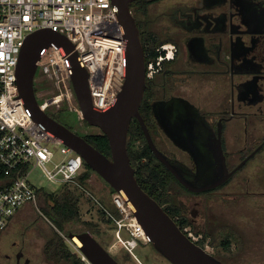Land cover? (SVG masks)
Here are the masks:
<instances>
[{"label": "flooded vegetation", "instance_id": "1", "mask_svg": "<svg viewBox=\"0 0 264 264\" xmlns=\"http://www.w3.org/2000/svg\"><path fill=\"white\" fill-rule=\"evenodd\" d=\"M131 10L145 49L163 57L147 77L140 106L156 145L193 181L207 160L211 169L198 185L227 175L218 186L194 190L170 171L166 197L158 202L223 263L264 264V0H134ZM171 100L186 102H173L178 113L172 118L175 126L187 123L186 149L158 118L162 103ZM48 231L66 244L56 228ZM31 246L24 233L1 243L0 264H36ZM41 249L38 260L50 264ZM112 254L121 264H141L123 249ZM63 262L69 261L59 257L52 264Z\"/></svg>", "mask_w": 264, "mask_h": 264}, {"label": "built area", "instance_id": "2", "mask_svg": "<svg viewBox=\"0 0 264 264\" xmlns=\"http://www.w3.org/2000/svg\"><path fill=\"white\" fill-rule=\"evenodd\" d=\"M42 28L63 33L75 44L78 59L89 73L96 110L103 111L116 102L125 77V29L112 0H0V164L4 168L0 175V232L23 205L36 203L38 188L29 177L41 167L49 180L86 192L84 195L111 220L115 242L135 257V249L149 241L133 204L123 191L113 190L112 209L89 191L78 179L82 156L36 121L20 96L19 55L27 35ZM162 58L146 55L148 78L153 77ZM71 75L69 56L61 47L49 46L37 61L35 76L36 96L38 101L42 99L43 109L76 99L81 113ZM55 146L63 155L58 162ZM73 247L84 264H94Z\"/></svg>", "mask_w": 264, "mask_h": 264}, {"label": "water", "instance_id": "3", "mask_svg": "<svg viewBox=\"0 0 264 264\" xmlns=\"http://www.w3.org/2000/svg\"><path fill=\"white\" fill-rule=\"evenodd\" d=\"M112 1L118 8L126 40V72L116 102L103 111L93 107L89 73L78 59L75 44L65 34L50 28L38 29L28 34L24 40L17 65L20 96L36 121L48 127L52 133L63 140L64 144L79 153L83 161L99 174L112 189L125 193L128 201L135 207V215L144 227L148 241L171 264H225L191 240L162 205L138 182L136 169L131 163L128 152V134L134 118H137L141 124L152 152L185 187L194 190L215 187L225 181L227 175L217 177L209 185H198L197 180H201L202 177L206 178L203 171L207 172L211 169L207 160L199 163V174L195 175V181H193L181 173L179 162L172 159L156 145L140 112L147 87V60L139 27L131 10L134 0ZM51 45L61 47L69 56L72 70L71 81L83 119L107 135L111 156L101 152L83 135L55 119L41 107L35 87L37 61ZM173 102L186 107V102L183 100L162 103L165 110L158 103L157 106L161 110L158 118L161 119L160 124L164 132L180 147L186 149L187 123L184 121L183 125H174L172 118L176 117V111ZM178 140H181L183 144L178 143ZM67 238L79 250L87 254L94 264H121L90 230L71 231L67 234Z\"/></svg>", "mask_w": 264, "mask_h": 264}, {"label": "rangeland", "instance_id": "4", "mask_svg": "<svg viewBox=\"0 0 264 264\" xmlns=\"http://www.w3.org/2000/svg\"><path fill=\"white\" fill-rule=\"evenodd\" d=\"M39 101H42V99L39 98ZM49 109H51V112L61 110L63 114H60V117H62L66 122L73 126L74 130L79 131V133L84 134L87 132L100 130L99 128L88 124V122L83 119L82 113H80L77 109L76 99L72 100L71 102H63L60 104V106L53 105ZM57 148L59 147L55 146L56 162L60 161L63 157V155L60 153V151L57 150ZM48 166L49 168H53L54 164L49 163ZM91 176L92 179L87 184L86 188L94 193L95 196H97L101 201L105 202L106 205L108 203L109 206L110 194L113 192L110 185L105 180H103V178L95 171L91 172ZM29 178L36 188L45 189L46 191L53 193V195L58 194L63 190V184H61L60 182L49 180L41 167L35 168L30 174ZM84 194H86V192ZM79 207L81 219L67 223L65 224L63 230H59L54 226L53 222L49 219V216L46 215L45 210L49 209V207L46 206L45 197L38 194L36 203H32L31 206H26L25 208L21 209L19 213H17V215L12 220L11 225H9L8 231L10 232L7 233L5 235L6 237L4 238H2V235L7 230H5V232L0 235V243H3L2 240H4L3 244L10 245L11 242L20 240L22 238V234L24 233L27 242L32 244V246L30 247V254L35 257L34 260H37L36 264H44L43 262H41L42 257H40V260H38V254L40 255V253H42L41 248L43 246L44 250L48 251L47 243L53 237L50 231H48V228L50 230L52 227L56 228L59 235L66 240V243L68 244L70 249L75 252L73 244L67 238V234L71 231L77 232L84 229L85 224L82 221H85L97 224L96 226L94 225L92 227V230L90 229V231L93 234H96L97 237H103L102 239L104 241V244L106 245V248L108 247V249L111 250L112 253H116V248L127 251L123 246L115 242L111 226L109 227L105 220L102 219L101 214L98 212L97 204L94 201L92 203L86 196H81ZM99 230L100 232L104 231L105 233L101 235L99 233ZM154 250L155 249L152 248L150 242L146 244L141 243L135 249L136 256L132 257L142 264H171L166 258H164L162 255L157 254L155 252L156 250ZM53 260L54 258L51 254L50 264H52ZM136 260L133 259V261L137 263ZM62 264L67 263L63 262Z\"/></svg>", "mask_w": 264, "mask_h": 264}, {"label": "trees", "instance_id": "5", "mask_svg": "<svg viewBox=\"0 0 264 264\" xmlns=\"http://www.w3.org/2000/svg\"><path fill=\"white\" fill-rule=\"evenodd\" d=\"M145 52L151 57H154L158 54L152 47L146 48ZM49 114L56 119H60L61 122L74 130L73 126H71L68 122L62 119V117H60V114H63L61 110L56 112H49ZM75 131L79 133V131ZM79 134L83 135L101 152L107 154L108 156H111L109 139L107 135H105L101 130ZM128 152L130 155L131 163L136 169V177L138 179V182L143 187V189L146 190L157 201L161 198H165L169 182L171 181V173L169 169L155 156V154L150 149L146 141L144 131L137 118L133 119L129 129ZM82 169L83 170H81L78 179L83 185H87L89 183L91 172H93L94 170L85 162H83ZM0 175H4V168L1 164ZM62 187L63 190L55 195L46 191L45 189L37 190L39 195H43L45 197L46 206L49 207V209L45 210L46 215L49 216V219L59 230H63L65 224L81 219L79 203L81 200V196H84L83 192L78 188H74L67 184H63ZM113 190L114 189H112V191ZM89 200L93 203L91 199ZM161 202L163 203V201ZM109 207L114 209L110 200ZM98 212L101 214L102 219L105 220L109 227L111 226V228L113 229L111 220L106 216L105 212L101 209H98ZM82 222L85 224L84 229H82L83 231L90 229L92 230V227L94 225H97L96 223H89L85 221ZM99 233L103 235V233L105 232H100L99 230ZM113 237L115 239L114 233ZM60 239L63 240L61 236ZM47 248L49 257L52 254L53 258L58 259L59 257H64L69 262H71V264H84L78 254L72 251L67 243H61L56 238H51L48 241Z\"/></svg>", "mask_w": 264, "mask_h": 264}, {"label": "crops", "instance_id": "6", "mask_svg": "<svg viewBox=\"0 0 264 264\" xmlns=\"http://www.w3.org/2000/svg\"><path fill=\"white\" fill-rule=\"evenodd\" d=\"M92 179V176H90V178H89V182H90V180ZM85 196V195H84ZM32 205V202H28V203H26L25 205H23L13 216H11V217H9L8 218V220H7V225H6V227H5V229L2 231V232H0V235L3 233V232H5V230H7L3 235H2V238H4V237H6L5 235L7 234V233H9L10 231H8L9 230V225H11V223H12V220L14 219V217L17 215V213H19V211L21 210V209H23V208H25L26 206H31ZM17 218V217H16ZM1 237V236H0ZM3 241V243H4V240H2ZM1 244V243H0ZM116 252H117V248H116ZM67 264H71V262H68Z\"/></svg>", "mask_w": 264, "mask_h": 264}, {"label": "bare ground", "instance_id": "7", "mask_svg": "<svg viewBox=\"0 0 264 264\" xmlns=\"http://www.w3.org/2000/svg\"><path fill=\"white\" fill-rule=\"evenodd\" d=\"M114 246V245H113ZM116 247V246H115Z\"/></svg>", "mask_w": 264, "mask_h": 264}]
</instances>
